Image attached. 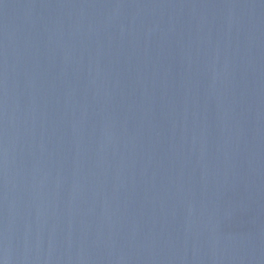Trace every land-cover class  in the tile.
<instances>
[{
	"label": "water",
	"instance_id": "95a60500",
	"mask_svg": "<svg viewBox=\"0 0 264 264\" xmlns=\"http://www.w3.org/2000/svg\"><path fill=\"white\" fill-rule=\"evenodd\" d=\"M0 264H264V0H0Z\"/></svg>",
	"mask_w": 264,
	"mask_h": 264
}]
</instances>
